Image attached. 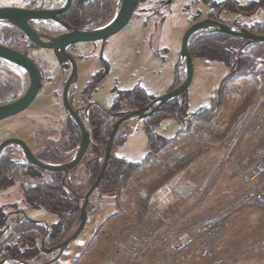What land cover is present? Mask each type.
<instances>
[{"label":"rangeland","instance_id":"obj_1","mask_svg":"<svg viewBox=\"0 0 264 264\" xmlns=\"http://www.w3.org/2000/svg\"><path fill=\"white\" fill-rule=\"evenodd\" d=\"M209 1L219 3L225 0ZM45 3L47 0H0V7L45 8ZM155 3L148 7L152 9V15L145 17L140 15L141 6L137 5L129 23L108 38L102 47L100 42L76 43L72 47V51L81 55L75 62V87L69 92L73 94L75 106L84 104L78 93L92 82V75L100 74L101 59L107 63L108 71L98 79L89 100L103 109L109 108L118 91L138 87L158 97L164 94L166 86L171 89L182 36L195 19L206 18L210 8L202 0H173L158 9L160 15H154ZM117 4L118 0H115L112 11L93 24L87 23L89 25L86 26L90 27L86 29L109 22ZM231 6L233 10L237 8ZM258 9L252 14V11L236 13L235 10L227 13L222 7L215 9L214 13L230 25L237 22L240 26L249 27L264 24V2H260ZM8 28L13 27L0 24V43L6 44L12 38V42L22 44L19 34L6 30ZM39 30L54 35L64 29L51 23L50 26H39ZM202 33L205 31L195 35ZM263 52L264 49L254 57V64L250 65L246 76L241 77L239 72L224 81L219 96L220 83L234 71L222 62L204 63L192 58L193 78L186 90L187 113L180 122L163 112L148 122L140 123L136 118L124 122L110 155L127 163H141L149 152L145 126H152L159 139L160 143L155 142L154 145L159 146V154L139 166L132 175L129 171L125 173L126 179L122 176L121 181L112 187L115 195L104 193L101 198H96L97 193L94 192L83 231L50 264H264V207L242 201L244 189L234 169L259 142L253 133L256 115L252 112L259 91L257 63ZM48 53L43 48L36 52L27 51L38 65L39 62L44 65L42 87L26 110L0 121V141L10 137L20 139L31 151L41 152L40 158L53 163L72 156L79 133L77 129L75 134L71 131V122L58 107L67 69L57 66ZM176 73L180 83L184 77L183 69L178 67ZM24 77L13 66L0 64L2 88L8 89L0 103L21 95L25 88ZM8 81L13 82L11 86ZM180 96L175 98L174 106L178 109L183 102ZM147 101L144 100L143 105H147ZM201 107L199 117L192 119L191 113ZM121 108L125 110L128 105ZM132 109L136 107L128 110ZM116 119H111L109 131ZM193 131L199 132L197 138ZM105 144L100 146L101 150L92 148V144L70 171L71 184L78 192L83 193L90 187L91 171L97 162L101 165ZM55 147L65 148L67 153L60 156ZM12 151L14 153L5 151L1 158L10 156L18 158V162H25L17 148H12ZM18 175V181L12 183L14 187L0 189L2 203L14 202L16 195L22 196L23 185L37 183V180ZM48 175L51 176L45 174V177ZM19 206L28 219L39 222L43 227L42 230L27 226L22 234L17 235L25 234L28 238L30 232L38 235L35 254L22 259L41 263L53 258L55 253L40 251V240L45 234V226L50 228L57 223L58 215L42 208ZM78 215L63 239L74 230ZM208 225H212L211 228L208 229ZM13 234H16L14 230L7 232L4 236L6 243H10L8 237ZM26 247L19 251L25 250L28 254Z\"/></svg>","mask_w":264,"mask_h":264},{"label":"water","instance_id":"obj_2","mask_svg":"<svg viewBox=\"0 0 264 264\" xmlns=\"http://www.w3.org/2000/svg\"><path fill=\"white\" fill-rule=\"evenodd\" d=\"M70 2L71 0H64L63 4L58 8L45 7L38 9H28L19 7H0V24H5L19 30L22 33V36L26 38L28 42L36 45L37 47L51 50L60 67L62 69H70V73L66 79L62 91L63 106L66 114L73 118L80 131V140L75 148L74 153L69 159L62 163H49L39 159L31 152L24 141L17 138H9L2 141L0 143V155L6 148L10 146L17 147L21 150V153L27 163L35 165L46 171L62 172L64 174L62 177L63 185H66V174L80 162L91 142L89 124H86L80 118L79 110L73 109L68 101L70 87L75 85L76 81V63L73 56L68 52V48L76 43L103 41L120 32L129 23L134 12L136 0H118L117 8L113 18L103 26L91 29L74 28L61 18V14L69 7ZM169 2H171V0H168V3ZM48 23L56 24L62 27L64 31L57 35H48L42 32V30H38L34 27L36 24L42 27ZM200 31H205L208 33H224L243 40V44L239 48V51L251 44L264 43V33H254L247 27L240 26L237 23L230 25L228 23L209 18L192 23L185 30L181 39L178 67L183 69L184 77L182 81L176 87L156 97L145 106L112 114L113 117L118 119L112 125L111 131L107 137L101 157V165L97 175L88 191L81 196L79 215L76 220L74 230L57 245L46 247L44 243L49 232V228L45 226V234L40 240V251L45 254L55 253L54 257L41 263H32L20 258L12 257L9 259H0V264H7L8 260H13L16 262V264H50L62 254L64 249L70 243H72L74 239L78 237L86 225L88 206L91 202L90 199L94 192L98 189L99 183L103 177L112 146L120 126L124 122L133 118H136L140 123L143 122L146 118L153 115L163 104L172 99L178 98L188 89L193 78V61L189 52V41L193 35ZM2 63H7L13 67L15 66L20 71H22L26 75L27 83L25 84V88L20 96L0 104V121L27 109L36 98L41 86V75L36 64L23 53L0 43V64ZM229 75H227V77ZM226 78H224L220 83L218 92ZM94 104L100 107L98 103ZM89 106L90 104L84 108L86 119L88 116ZM99 196L100 195L97 194L96 198ZM15 213L21 215L19 219L20 221H26L40 225L39 222L28 219L21 210ZM8 230L9 226H6L5 230L1 233L0 251L2 249L1 243L3 234Z\"/></svg>","mask_w":264,"mask_h":264},{"label":"trees","instance_id":"obj_3","mask_svg":"<svg viewBox=\"0 0 264 264\" xmlns=\"http://www.w3.org/2000/svg\"><path fill=\"white\" fill-rule=\"evenodd\" d=\"M223 4H224L223 8L226 10V12H231L234 10L238 13H242L245 11L251 12L256 7V2H252L248 5L241 6L237 4L235 0H228ZM231 5H235L237 8L233 10L234 7ZM70 9L72 10V12L69 14V18H67L66 15H63V17L74 28H78L80 26L89 23L90 20H94L92 16L95 15V13L97 14L96 8L86 11L85 12V14H87L86 17H89V19H86V21H84V20H79L80 18L78 17V12L77 11L75 12L76 9L75 5H73ZM74 22H77V24ZM247 28L254 33H258V34L264 33V24L261 23L250 25L249 27L247 26ZM6 30L11 31L12 33L13 31L15 32L13 28L12 29L8 28ZM242 44H243V40L234 37L232 35H228L224 33L205 32L202 33L201 35H197V36L193 35L191 37L189 41V52L192 58H198L204 63L222 62L229 68L230 71H234L225 80L226 82L232 79L235 73L240 72L239 75L241 77L246 76L247 73L249 72L250 65L254 64L253 61L254 57H256L258 53L262 49H264V43H255L248 45L243 50L239 51V48L241 47ZM176 74L177 73L175 70L174 73L175 76L171 89L179 84L178 80L176 79ZM7 83L9 84V86H11L13 82L8 81ZM4 85L6 87L5 83ZM7 92L8 89L2 88V84L0 81V99L4 98L8 94ZM219 92L217 96L220 95ZM147 97L149 96L146 94V92L138 87L130 91H118V94L116 95L112 106L109 108L110 112L120 111L122 109L121 107L127 105L128 108L139 107L141 104L145 103L144 100H147ZM180 99H183L182 107L180 109L174 106L176 104L177 99H173L163 104L156 111V113L146 118L144 121L148 122L149 120L153 119L154 116H156L157 114H161L163 112L166 115L176 117V119L180 122L183 119V116H185L187 113L186 91L180 96ZM201 109H203V107L199 108L198 111L192 112L190 117L192 119L198 118L199 111H201ZM209 109L210 108H207V110ZM99 111L100 110L97 107H93V110L91 112V119H90V130H91V140L94 145V147L92 148L101 150L102 147L100 146L102 144H105V141L107 140V137L111 131V130L109 131V124L111 119L113 118L111 117L110 114L108 115L107 113L99 112ZM152 124L153 123H150V125ZM72 126L73 128H76L75 125ZM145 133L148 140L149 152L141 163L138 164L127 163L118 157L115 158L112 155H110L105 172L99 183L98 189L96 190V193L100 195L98 198H101L104 193L108 195H115L116 192L113 191L112 187L116 183L121 181L122 176L123 178L125 177L126 179V176H124L125 173L129 171L130 174L132 175L133 172L137 170L139 166L145 164L146 162L150 161L153 157L159 154L160 152V148H158L159 146L154 147V145L155 142L160 143V141L155 136L152 126H145ZM79 136L80 135L77 134V139L75 141L76 144H78L79 142ZM17 160L18 158L10 157V156L0 159V189L8 186L9 184H12L14 181H18L19 179L18 174L23 176V178L37 180L36 184L23 185L22 199L25 205L28 207L42 208L58 215V222L51 226L50 232L45 239V241H47V243L46 242L45 243L48 245V247L55 246L58 243H60L67 230L69 228L70 230L72 229L73 223L79 213L81 196L82 194L86 193L90 187L85 192L80 193L78 192V190H76L77 188L71 184L72 182L69 174L66 176L65 179L66 185H63L61 183V173L46 171L34 165H29L24 161L18 162ZM93 167L94 169L91 171L90 174L91 177L89 179V183L91 185L97 175V172L100 167V163L97 162V165ZM45 174H50L51 176L48 175L47 177H45ZM123 182L124 179L122 180L121 184H123ZM4 215H5L4 211L0 206V233L3 226L2 222ZM27 226L35 227L36 229L41 228L43 230V227L25 221L16 224L12 229L15 231L16 234L10 235L8 237V240H10L9 244L6 243L5 241L2 245V250L0 252L2 257L13 256L15 258L21 257L20 259L22 258L29 259L32 257L33 254H35V251L37 250V244L35 242L38 235L29 231L30 238H28L27 235L25 234L21 236H17L20 233L22 234V231L26 229ZM19 245H21V247L27 246L28 248L26 247V249L29 251V253L26 254L25 250H23V252H20L19 250L21 249V247Z\"/></svg>","mask_w":264,"mask_h":264},{"label":"flooded vegetation","instance_id":"obj_4","mask_svg":"<svg viewBox=\"0 0 264 264\" xmlns=\"http://www.w3.org/2000/svg\"><path fill=\"white\" fill-rule=\"evenodd\" d=\"M114 1L115 0H71V2H70V5H69V7L61 14V18L66 22V23H68L70 26H72L66 19H64V17H63V15H66V17L67 18H69V14L72 12V10L70 9L73 5H75V12L77 11L78 12V17L80 18L79 20H84V21H86V19H89V17H86L87 16V14H85V12L86 11H88V10H92V9H97L96 11H97V14L95 13V15H93L92 17H93V19L94 20H90V22H89V24H93L94 22H96V21H98V20H100V19H102V18H104V16L106 15V13L108 12V11H112V9H113V7H114ZM173 0H171V2H172ZM203 2H205L206 4H208L209 5V13H208V15L206 16V18H209V19H214V20H219V21H222V22H225L226 23V21H224L223 19H221L220 18V16H218L216 13H214V10L215 9H217V8H222L223 6H224V4L223 3H225L226 1H228V0H225V1H222V2H219V3H216V2H213V1H209V0H202ZM171 2H169L168 3V0H164V2L163 1H157L156 3H155V0L153 1V0H136V2H135V8H134V12H133V15H132V17L134 16V13H135V9H136V7H137V5H140L141 7H140V11H141V13H140V15H143L144 14V17H145V15L146 16H151L152 15V9L150 10V8H148V7H150L149 5H151L152 6V4L153 3H155V7H154V10L156 11L155 13H154V15L155 14H157V15H160L161 14V12L158 10V9H160L162 6H166V5H169ZM195 1H192V3H194ZM260 2L261 3H263L264 2V0H262V1H257V3H256V6L257 5H259V7H260ZM45 5H46V3H45ZM1 7H13V6H1ZM54 7V6H53ZM258 7V8H259ZM25 8H28V9H32L31 7H25ZM49 8H52V7H49ZM33 9H36V8H33ZM38 9V8H37ZM157 9V10H156ZM98 10H99V12H98ZM221 10V9H220ZM89 16H91V15H89ZM73 17V16H72ZM77 17V16H76ZM132 17H131V19H132ZM160 19L162 18V17H159ZM206 18H204V19H206ZM130 19V20H131ZM199 20H202V19H195L194 20V22H196V21H199ZM193 22V23H194ZM74 23H76L77 24V22H74ZM232 24L233 23H237V22H231ZM89 24H85V25H83V26H80V27H78L79 29H86V27H90V26H86V25H89ZM92 26V25H91ZM73 27V26H72ZM77 28V29H78ZM14 30H15V32H17L18 34H19V36H20V38H21V40L23 41V43L21 44H18V42H12V38H10V40L9 41H7V43L6 44H4V45H6V46H9L10 48H12V49H14V50H17V51H19V52H21V53H23L24 55H26L27 57H29L35 64H36V66H37V68H38V70H39V72H40V75H41V86H40V88L39 89H41V87H42V77H43V72H44V65L41 63V62H39V65L35 62V60L33 59V58H31L30 56H28L27 55V51H37V49L39 48V47H37L36 45H34V44H32V43H30V42H28L27 40H26V38H24L23 36H22V33L19 31V30H17V29H15V28H13ZM64 31V30H63ZM63 31H61V32H59L58 34H60V33H62ZM54 35H57V34H54ZM110 38V37H109ZM108 39V38H107ZM107 39H105V40H103V41H95V42H100V45H101V47L104 45V43L106 42V40ZM75 45V44H74ZM74 45H72V46H70L69 48H68V52L73 56V58H74V60H75V62H76V60H77V58L78 57H81V55L80 54H76L74 51H72L71 49H72V47H74ZM36 49V50H35ZM40 49V48H39ZM45 50H47V51H49L50 53H48V56L49 57H52V61L55 63V64H57V66H59L60 67V65L58 64V62H57V60H56V58H55V56L53 55V53H52V51L51 50H48V49H45ZM50 62H51V60H50ZM101 63H102V70L100 71V74H98V75H96L95 77L92 75V77H91V79H92V82L90 83H88L86 86H85V88H83L82 89V91H80L79 93H78V95H79V100H83V102H84V104L82 105V106H75L74 105V103L72 102L73 101V94L72 95H70V93H68V101H69V103H70V105L72 106V108L73 109H76V110H79V116H80V118L86 123V124H89V126H90V119H91V112H92V110H93V107H97L101 112H104V113H107L108 115L110 114L111 115V117L114 119V118H116V117H113L112 116V114H114V113H116V112H110V107L112 106V104L109 106V108H107V109H103V108H100L98 105H95L94 104V102H92V101H90L89 100V96H90V92L94 89L93 87H95L96 86V84L99 82L98 81V79H102L104 76H105V74L107 73V71H108V65H107V63L103 60V59H101ZM61 68V67H60ZM62 69V68H61ZM175 70H178V63H177V65L175 66ZM67 72H68V74H67V76H66V78H65V80H64V82H63V87H64V84H65V82H66V79H67V77H68V75H69V73H70V69H67ZM98 81V82H97ZM75 87V85H72L71 87H70V89L72 88H74ZM142 89V88H141ZM142 90H144V89H142ZM62 91H63V89H62ZM169 91V90H168ZM69 92H70V90H69ZM167 92V91H166ZM38 93H39V91H38ZM38 93H37V95H38ZM147 94V93H146ZM149 97H147V104L150 102V101H152L153 99H155L156 97H153V96H151V95H149V94H147ZM71 96V97H70ZM115 100V99H114ZM10 101V100H9ZM114 102V101H113ZM5 103V102H4ZM0 104H2V102L0 103ZM55 104V103H54ZM88 104H90V106H89V108H88V116H87V119L85 118V113H84V108L88 105ZM142 106H145V105H143V104H141L139 107H142ZM64 113H65V115H66V118H68L69 119V121L71 122V124H69L70 125V129H71V131H74V134H75V131H76V129L78 130V133H79V135H80V131H79V129H78V127H77V125H76V123H75V121L73 120V118L72 117H70V116H68L67 114H66V111H65V109H64V106H63V99H62V94H61V104H59V106H58ZM134 108V107H133ZM136 108H138V107H136ZM129 108H127V109H125V110H120V111H117V112H121V111H126V110H128ZM26 110V109H25ZM12 117V116H11ZM9 118V117H8ZM118 119V118H117ZM116 119V120H117ZM4 120V119H3ZM67 123H68V121H66ZM116 122V121H115ZM72 125H75V127L76 128H73V126ZM90 135H91V130H90ZM10 138H14V137H10ZM71 137H69V139H70ZM6 139H9V138H6ZM6 139H4V140H6ZM4 140H2V141H4ZM79 140H80V136H79ZM2 141H0V143L2 142ZM93 144V142H92V140H91V142H90V144H89V146H88V148L91 146ZM77 145V144H76ZM12 148H17V147H14V146H10V147H8V148H6L3 152H2V154L5 152V151H11V153H14V151H12ZM88 148H87V150H88ZM18 149V151H19V153L18 154H20V156L22 155V153H21V150L19 149V148H17ZM30 149V148H29ZM55 152H58V155H65L66 153H67V151H66V149L65 148H57V147H55ZM87 150H86V152H87ZM36 157H38L39 159H41V160H43L42 158H40L43 154L41 153V152H39V151H31ZM86 152H85V154H86ZM2 154L0 155V159H1V157H2ZM84 154V155H85ZM22 157H23V155H22ZM84 157V156H83ZM82 157V158H83ZM24 158V157H23ZM66 159L67 158H65V159H63L62 161H58V162H53V163H62V162H64V161H66ZM25 160V159H24ZM82 160V159H81ZM80 160V161H81ZM43 161H45V160H43ZM109 161V160H108ZM26 162V161H25ZM47 162V161H46ZM27 163V162H26ZM50 163V162H49ZM27 164H29V163H27ZM29 165H32V164H29ZM78 165V164H77ZM35 166V165H34ZM37 167V166H36ZM39 168V167H38ZM75 168V167H74ZM73 169V168H72ZM71 169V170H72ZM70 170V171H71ZM70 171L66 174V176L70 173ZM59 173H61V183H62V177L64 176V174L62 173V172H59ZM66 176H65V179H66ZM63 184V183H62ZM66 184V183H65ZM6 187H14V185L13 184H9L8 186H6ZM96 192V191H95ZM8 194H10V193H6V195H8ZM19 204H21V205H24V206H26L25 205V203L23 202V199H22V196H20V195H16V198H15V201L14 202H9V203H7V202H1L0 201V206H1V208L3 209V211H4V218H3V222H2V229H1V233L5 230V228H6V226H9V230L11 231L12 229H13V227L16 225V224H18V223H22V222H24V221H20L19 219H20V217H21V215L20 214H16L15 212H17V211H20L21 210V208H20V206H19ZM28 207V206H27ZM21 211H23V210H21ZM8 222H11V223H14V224H9L8 225ZM26 222V221H25ZM39 226H41V225H39ZM51 228V227H50ZM50 228H49V232H50ZM8 230V231H9ZM8 231H5L4 232V234H3V237H2V245H3V243H4V241H5V239H4V236L7 234V232ZM49 232H48V234H49ZM1 233H0V236H1ZM47 234V235H48ZM47 237V236H46ZM4 239V240H3ZM46 239V238H45ZM2 250V249H1ZM1 252V251H0ZM13 256H9V257H2L1 256V254H0V259H9V258H12ZM14 258V257H13ZM10 261H13V260H8L7 262H10Z\"/></svg>","mask_w":264,"mask_h":264},{"label":"built area","instance_id":"obj_5","mask_svg":"<svg viewBox=\"0 0 264 264\" xmlns=\"http://www.w3.org/2000/svg\"><path fill=\"white\" fill-rule=\"evenodd\" d=\"M257 64L259 91L252 114L256 115L253 133L258 136L259 142L243 159L241 165H236L234 169L244 189L242 201L248 205L264 207V52ZM192 134L195 138L199 136L197 131H193ZM203 193L204 191L201 195ZM211 226L208 225V229ZM173 247L175 245H172Z\"/></svg>","mask_w":264,"mask_h":264},{"label":"bare ground","instance_id":"obj_6","mask_svg":"<svg viewBox=\"0 0 264 264\" xmlns=\"http://www.w3.org/2000/svg\"><path fill=\"white\" fill-rule=\"evenodd\" d=\"M63 0H56V1H51V0H47V3H46V7L47 8H49V7H53L54 6V8H58V7H60L62 4H63ZM50 24L51 23H48V24H45L44 26H50ZM39 26L40 25H35L34 27L36 28V29H38L39 30ZM45 29V28H44ZM13 68H16L15 66L13 67ZM17 70H19L18 68H16ZM22 72V71H21ZM23 73V72H22ZM23 75L25 76L24 78H25V84L27 83V80H26V75L23 73Z\"/></svg>","mask_w":264,"mask_h":264},{"label":"crops","instance_id":"obj_7","mask_svg":"<svg viewBox=\"0 0 264 264\" xmlns=\"http://www.w3.org/2000/svg\"><path fill=\"white\" fill-rule=\"evenodd\" d=\"M236 2H237V4H239V5H241V6H244V5H248V4H250V3H252V2H256L255 0H244V2H238L237 0H235ZM257 3V2H256ZM258 6L259 5H257L256 7H255V9L252 11V13H254V12H257L259 9H258ZM228 13V12H227ZM232 13V12H231ZM237 13V12H236ZM251 13V14H252ZM250 14V15H251ZM248 26V25H247ZM247 26H245V27H247ZM250 26V25H249ZM208 63H210V62H208ZM174 80V79H173ZM173 83V82H172ZM172 85V84H171ZM169 88L170 87H168V86H166V88L164 89V93L166 92V91H168L169 90ZM146 92V91H145ZM147 93V92H146ZM148 94V93H147ZM150 95V94H149ZM154 97V96H153Z\"/></svg>","mask_w":264,"mask_h":264}]
</instances>
